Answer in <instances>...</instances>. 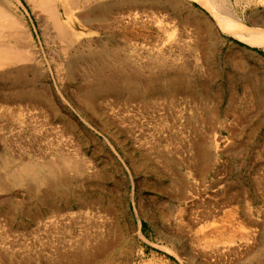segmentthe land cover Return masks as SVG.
<instances>
[{
  "label": "rangeland",
  "instance_id": "374dc122",
  "mask_svg": "<svg viewBox=\"0 0 264 264\" xmlns=\"http://www.w3.org/2000/svg\"><path fill=\"white\" fill-rule=\"evenodd\" d=\"M0 1L34 51L29 82L0 72V264H64L68 254L82 264H264V46L222 30L193 0H174L171 20L135 0L131 16L106 30L81 26L74 10L71 45L109 41L120 51L116 66L149 69L131 94L79 106L84 49L66 54L70 44L27 0ZM233 3L248 29H264V2ZM188 15L210 32L204 56L177 24ZM161 45L169 52L158 59ZM23 83L32 94L20 96ZM61 153L84 173H42L54 190L17 167Z\"/></svg>",
  "mask_w": 264,
  "mask_h": 264
},
{
  "label": "bare ground",
  "instance_id": "6f19581e",
  "mask_svg": "<svg viewBox=\"0 0 264 264\" xmlns=\"http://www.w3.org/2000/svg\"><path fill=\"white\" fill-rule=\"evenodd\" d=\"M89 1L92 0H27V2L32 4V6L34 5L35 7H38L41 9V12L43 11L45 13L47 29H55V32L58 33L60 39L66 44H70L71 53L66 51V54L71 55L72 52L77 54L81 49H84L83 51L87 53L88 58L86 63L78 69L83 76L82 81L80 80L81 83L79 86L77 85L80 89V93L75 97L79 106H88L92 104L99 94H114L116 99H120L123 92L131 94L137 87L138 81L136 82V79L147 77L145 76V73L149 72V69H144V71H135V75H132L130 74V70L128 69L129 73L124 65L116 66L113 60H116L120 51L116 49L118 46H114L109 41L98 42L96 40L97 42H94L91 40L87 43H80L77 47H74L73 44L71 45V42H73L71 39L75 40V38H72L73 34L69 31L68 25L73 19L72 16L74 15V10L78 11V20L80 21L81 26H87L90 30H97L100 28L106 30L116 25L118 21L116 19L117 15H121L120 17L122 19L126 14L128 15L130 10L132 11L135 6V0H93L90 3ZM193 1L198 2L204 9L210 11L216 18L217 24L222 28V30L230 34L239 35L247 44L264 46V29H248V26L245 25L247 19L245 18L244 20L234 11V9H232V0H221V7H223V9H218L213 0ZM142 2L145 8L144 10L147 12L150 8H153L156 11L159 9L162 13L166 14V18L168 20L176 18V3L174 0H143ZM253 2L251 1V3ZM257 2L259 3V0H257ZM263 2L264 0H261V3ZM239 3L240 0H235L233 4L238 5ZM251 3L249 4V8L254 7ZM61 9H63L64 14L67 15L66 22L61 14ZM247 9L248 8H246L245 11H247ZM130 16H128V20L130 19ZM134 19H137L136 16ZM178 19H180V17ZM179 21L180 22L177 24L181 25L185 30L183 31L184 36L193 40L189 45H191L193 49H197L201 56H204L202 54L205 53V47L206 44H208L206 43V38L210 36L209 30L202 29L201 25V27L196 26L193 18L189 15L185 18V26L183 25L181 19ZM253 25H256L255 22H253ZM5 35L8 37L11 36V40L1 41L2 37ZM43 35L45 41L48 43L47 39L49 36H47L45 32ZM0 37V72L4 75L14 76L17 80H15L16 83H19L22 80H24V82L26 80L29 82L27 76L30 77V75H27V73L25 74V71L28 69L26 64H28L34 57L33 45L30 41L31 38L24 26V23L12 7L7 4H3L2 1H0ZM185 50H187V48H185ZM168 52L169 49H167L164 45H161L157 51L158 59L166 56ZM176 52H179L178 56H182L185 53L182 48H177ZM112 56L114 58L113 60L111 59ZM20 65H23L22 68H19L18 70L14 69ZM62 65L67 66V70L69 71H72L73 67L76 66L72 59H65V62ZM182 67L184 71L189 70L188 65ZM155 74L162 75L163 69L158 70ZM170 82L169 85H171ZM174 83L175 80L172 85ZM20 87L27 89H21V91H18L20 92V96L33 93V90L25 83L21 84ZM75 159L76 158L73 159L68 155L62 154L59 156V160L57 159L58 161H55L54 163L51 161V163L19 161L17 162V167L20 169V173L25 176L39 177L38 182L41 186L42 184L47 186L49 183L46 181L45 177H41L42 173L52 175L56 177L57 180L58 178H62L64 176L62 175L63 172L66 171L74 172L76 175H83L84 172L79 164L80 162ZM5 170L7 172L10 171L9 164L5 166ZM13 184L20 185L21 183L18 184V181L15 180ZM56 188L57 187L55 185L48 186L49 190H54ZM5 189L7 188L1 189V191H4ZM91 249L94 252H98V255L100 252H103V247L101 248L99 246H95L91 247ZM73 255L68 254L63 256L60 261L64 264H82V258L78 257L79 255Z\"/></svg>",
  "mask_w": 264,
  "mask_h": 264
}]
</instances>
